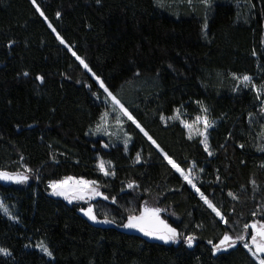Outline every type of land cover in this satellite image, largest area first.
<instances>
[{"label":"trees","instance_id":"16d2710c","mask_svg":"<svg viewBox=\"0 0 264 264\" xmlns=\"http://www.w3.org/2000/svg\"><path fill=\"white\" fill-rule=\"evenodd\" d=\"M36 4L47 20L31 0H0V88L19 101L6 100L2 109L37 108L36 116L29 115L14 132L0 135V170L29 177L23 184L0 182V197L18 218L0 213V247L11 253L0 254V264H256L239 242L214 255L207 241L218 243L225 231L235 237L243 223L264 222V214L252 215L264 208V152L256 148L264 144L260 113L264 88L257 100L250 87L238 85L232 76L248 74L258 87L264 84V0H210L207 6L200 0H36ZM117 16L136 24L148 16L162 38L174 36L178 26L198 28L188 66L164 60L152 69L136 68L116 78L112 91L185 170L194 166L197 187L229 219L228 225L166 166L130 121L124 129L132 136L127 148L114 138L91 134L107 105L99 85L69 48L89 66L99 62L105 21ZM135 49L162 58L169 55L162 40H143ZM97 92L101 99L93 95ZM197 102L215 122L208 130L211 156L199 137L187 139L178 120L165 124L159 119L161 113L168 117L179 108L183 119L192 120L201 114ZM99 160L110 161L108 171L115 175L100 172ZM65 176L96 180L109 199L97 202L94 212L98 220L114 222L94 224L80 214L81 206L51 196L48 181ZM133 181L138 187L127 188ZM229 191L237 199L229 197ZM145 203L160 208V216L182 237L194 235V245L150 241L122 230L127 216L133 210L139 214ZM41 243L51 257L36 248Z\"/></svg>","mask_w":264,"mask_h":264},{"label":"snow or ice","instance_id":"6c2138e0","mask_svg":"<svg viewBox=\"0 0 264 264\" xmlns=\"http://www.w3.org/2000/svg\"><path fill=\"white\" fill-rule=\"evenodd\" d=\"M33 5L36 8V11L40 14V16L44 17L47 20L44 12L40 9L39 5L36 4V0H31ZM191 2V0H190ZM202 4L207 6L210 0H200ZM97 3H100V0H97ZM60 13L57 12V18L60 17ZM49 28L52 29L53 32H56V29L52 26L51 23L48 24ZM204 27H207V23H205ZM57 39L61 44H65V41L62 37H60L59 33L56 32ZM71 54L79 61V64L86 70V72L91 73L92 77L99 85V89L102 90L103 100L107 105L106 110L100 115L98 123L95 125V130L92 132V135L97 133H102L105 136L116 135V133L109 131V128L112 126L109 124V117L114 116L115 127L122 131L125 137L124 144L125 148H127L128 142L132 139V136L125 131L126 121H130L131 125H135V129L139 130V133H142L149 144L163 157V161L166 163V166H170L171 170H174L175 173H179V176L183 178V180L189 185L192 189H194L195 193L199 196V199L203 202L204 205L207 206L208 209L211 210L212 213L215 214L216 217L219 218V221L223 222L225 225L230 223L229 219H226L225 215L221 213L220 209L213 203V200L209 199L207 195L203 191H201L200 187H197L195 180L197 177L195 176L193 170L189 168L187 171L181 166V163L177 162L173 156L169 155L168 152L164 150L163 147L157 142L156 139L153 138L152 135L149 134L148 131L145 130V127L141 125L140 122L136 119L129 108L125 106L124 103L118 99L117 95L110 90L109 86L106 85L104 79L100 76L96 75L93 72L92 68L88 63L85 62L80 56H78L71 48H69ZM255 51L253 52V56H255ZM139 73H137L138 75ZM24 75H28L27 72ZM233 78L237 81V84H242L245 89H250L255 92L257 100H261V89L264 88V84L259 87L253 83V77L244 74L242 76H238L235 73L232 74ZM37 80H43L42 76H37ZM237 89H233L236 91ZM96 99H101V93H93ZM200 105L201 114L196 115L195 118L191 121L181 118L179 108L173 110L174 115L166 117L163 113L160 114L159 119L162 123L167 124L168 121H175L179 119L180 124L183 129L187 132V139L192 140L194 137H200L199 143L203 145L204 151L208 153L209 156L213 155L210 151V146L208 143V130L214 126V121L209 119L208 109L203 105L202 102H197ZM261 115H264V104H262L260 108ZM252 115L251 113L249 114ZM126 118V120L124 119ZM129 125V127L131 126ZM202 125V127H201ZM104 147H108L107 144ZM240 147H244V145H240ZM257 151L264 152V144L256 146ZM136 161L139 162L142 157L138 153L136 155ZM111 164V162H108ZM100 172H102L105 176L115 175V172H110L106 169L105 162L100 160L97 164ZM203 171V169H201ZM29 179L26 174L19 173H10L5 170H0V180L4 181H12L14 183L23 184L27 182ZM219 179V178H217ZM253 187H256V182L251 181ZM48 187L51 189V195L60 196L67 200L69 203L73 201H86L91 200L94 197H100L103 194L98 190V182L96 180H88L83 177H73V176H65L60 180H49ZM134 187H138L135 182H129L127 184V188L133 189ZM228 196L233 199H237V197L231 192H228ZM105 200L109 199L108 196L103 197ZM113 203L116 202V197H112ZM84 216H86L89 220L96 223H113L114 221L108 220L105 218L104 220H98L97 215L94 212L93 206L89 204L87 208L81 207L79 209ZM0 212H3L6 216H8L12 220H17L18 218L15 215H12L8 211V207L0 201ZM161 212L160 208L157 207H149L147 203L139 206V214H135V210L132 211L127 216V220L125 223L120 226L127 229H135L139 232L143 233L147 237L155 238L165 243L172 242L176 243L178 239H180L181 234L177 231V228L172 227L170 224L166 223L164 220L160 219L159 213ZM258 214H264V208H258L257 211L253 212V217H256ZM235 224H239V221H236ZM249 229H251L249 233ZM246 235H250V239H246ZM196 239L194 235H186L183 237V242L188 245V247L193 246V242ZM238 242L242 244L243 248L247 250L250 254L251 258L256 262V264H264V222L260 220H256L251 223H243L242 228L237 231V235L233 237L230 235L228 231H225L224 234L219 238L218 243H213L211 239L207 241L209 245H211V251L215 255L217 252H226L229 249H233L237 246ZM47 256H52V252L45 245L38 244L36 245ZM0 254L3 255H11L9 249L0 247Z\"/></svg>","mask_w":264,"mask_h":264},{"label":"rangeland","instance_id":"374dc122","mask_svg":"<svg viewBox=\"0 0 264 264\" xmlns=\"http://www.w3.org/2000/svg\"><path fill=\"white\" fill-rule=\"evenodd\" d=\"M175 32L176 34L172 37L162 38L159 33V30L153 27L152 22L148 18V16H145L141 20V22L138 24L130 22L126 17L117 16L113 18H108L104 24V45L100 49L101 58L99 62L92 63L90 67L92 68L93 72L96 73V75L104 79V81L106 82V85L109 86L110 90L112 91V88H113L112 82L116 78L122 76L125 72L136 69V68L152 69L158 63L164 60H167L173 63H178V64H181L182 66H188L189 62L194 56L195 47L197 45L198 37H199V30L195 26L191 24H187V25L176 27ZM143 40L165 41L167 45L169 46L168 57L162 58L154 54L142 53L141 51L136 50L135 44ZM6 100L11 101L13 103L19 102L15 97H13L9 93V91H6L0 88V135L14 132L15 126L18 123L24 121L29 115H33V114L35 115V113L37 114V108L33 105H29L26 109L23 107L22 109L18 111L16 110L14 112H8L7 110L2 109V106ZM26 102L27 100H25V103ZM114 120H115L114 116L109 117V124L112 125L109 128V131L116 133V135L105 136L102 133H97L93 136L94 137L104 136L107 138H114L116 139L117 143L125 146L124 134L122 131H119L115 127ZM177 120L179 121V119ZM94 130H95V127L93 128V132ZM90 132L92 133L91 129H90ZM105 165H106V169L108 170L110 165L106 162H105ZM190 168L194 172V166H191ZM187 170L188 169H186V171ZM19 174H26V173L20 172ZM0 182L5 183V184H19V183H14L12 181H4V180H0ZM98 190L100 191L99 188ZM103 197L104 196L102 195L100 197H94L93 199L86 200V201L76 200V201H73V203L81 207H84V208H87L89 204H91L93 206V209H95L96 203L99 202L101 199H104ZM0 201H2L1 197H0ZM79 212L80 214L83 215V213L80 210ZM0 213L6 216L3 212H0ZM160 219L164 220L166 223L174 227L169 221H166L161 216H160ZM89 221L94 224H101V225L112 224V223H96L91 220ZM125 222L126 221H124L123 223ZM121 229L126 232L136 233L150 241L165 243L164 241L151 238V237H147L143 233L135 229H127L123 227H121ZM177 231L181 234V232L178 229ZM250 231L251 230L249 229V233ZM246 239H250V235H246ZM180 241L183 242L182 235L180 236V239H178L176 243ZM170 243L172 242H168L165 244H170ZM194 243H195V240L193 242V245ZM185 245L188 247L187 244ZM36 248L39 249L38 247Z\"/></svg>","mask_w":264,"mask_h":264},{"label":"water","instance_id":"95a60500","mask_svg":"<svg viewBox=\"0 0 264 264\" xmlns=\"http://www.w3.org/2000/svg\"><path fill=\"white\" fill-rule=\"evenodd\" d=\"M51 195V194H50ZM52 196V195H51ZM251 230V229H250Z\"/></svg>","mask_w":264,"mask_h":264}]
</instances>
